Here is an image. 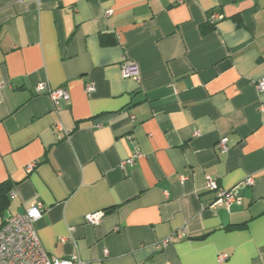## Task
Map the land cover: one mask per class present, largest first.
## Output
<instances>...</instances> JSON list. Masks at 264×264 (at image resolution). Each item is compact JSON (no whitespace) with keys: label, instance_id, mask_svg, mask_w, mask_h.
<instances>
[{"label":"crops","instance_id":"1","mask_svg":"<svg viewBox=\"0 0 264 264\" xmlns=\"http://www.w3.org/2000/svg\"><path fill=\"white\" fill-rule=\"evenodd\" d=\"M263 79L264 0H0V223L42 203L46 252L88 264H264Z\"/></svg>","mask_w":264,"mask_h":264},{"label":"built area","instance_id":"2","mask_svg":"<svg viewBox=\"0 0 264 264\" xmlns=\"http://www.w3.org/2000/svg\"><path fill=\"white\" fill-rule=\"evenodd\" d=\"M111 11L106 12V16H109ZM223 18V15L218 12H213L208 17V22L215 25L216 22ZM122 75L124 78H138L140 75L139 67L136 63L126 58L121 63ZM258 90L261 92L264 90V79L258 82ZM37 93H46L50 96L53 106L56 110L60 109L62 101L68 100L69 94L66 88H51L47 83L40 82L35 88ZM96 90L95 85L91 82L86 85V91L88 94L93 93ZM195 132L194 135H197ZM219 148L221 151H226V139L223 138L219 142ZM140 156V152H135L134 155L126 160L124 163H133L134 160ZM35 163L28 165V170H32ZM255 182L253 176H247L242 185L252 186ZM208 190L214 192L215 200L212 203V207L217 205L230 206L233 202L239 198L236 194L235 186L231 189H225L221 187L218 182L209 178L207 182ZM45 213V207L42 203H35L31 205L23 213L10 215L0 223V264H88L78 258L76 255L64 258H57L50 256L44 249L38 231L36 229V222L40 220ZM103 212H95L86 216V222L90 224H96ZM172 241V238L164 240L159 247H165ZM228 257L227 254L219 256V260L223 261Z\"/></svg>","mask_w":264,"mask_h":264},{"label":"trees","instance_id":"3","mask_svg":"<svg viewBox=\"0 0 264 264\" xmlns=\"http://www.w3.org/2000/svg\"><path fill=\"white\" fill-rule=\"evenodd\" d=\"M208 27H203V31L205 32V30H208L209 28H211L212 26H214L213 24H211L210 22H208ZM12 188V185H10L9 183H1L0 184V211H4L7 207L8 204V193L10 192Z\"/></svg>","mask_w":264,"mask_h":264}]
</instances>
